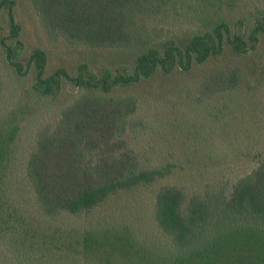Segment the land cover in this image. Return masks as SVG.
I'll return each mask as SVG.
<instances>
[{"label": "trees", "instance_id": "trees-1", "mask_svg": "<svg viewBox=\"0 0 264 264\" xmlns=\"http://www.w3.org/2000/svg\"><path fill=\"white\" fill-rule=\"evenodd\" d=\"M29 1L48 34L69 44L141 51L129 71L95 74L80 64L74 75L64 68L45 75L46 53L28 55L36 94L55 96L64 84L88 93L61 110L53 129L37 133L23 170L14 167L21 123L0 119V264H264V160L230 188L186 195L163 182L173 174L169 167L142 168L123 138L136 99L110 96L155 77L187 74L225 54H253L264 39V0L232 23L218 11L244 0ZM13 5L0 0L11 40L1 46L20 75L23 46ZM170 12L187 19L191 30L164 29L160 23ZM242 82L239 68L214 71L203 77L201 92L230 94ZM153 185L146 218L86 220L110 199Z\"/></svg>", "mask_w": 264, "mask_h": 264}, {"label": "rangeland", "instance_id": "rangeland-1", "mask_svg": "<svg viewBox=\"0 0 264 264\" xmlns=\"http://www.w3.org/2000/svg\"><path fill=\"white\" fill-rule=\"evenodd\" d=\"M8 1L14 3L13 15L20 27L17 40L23 51L17 60L23 69L18 75L5 60L1 41L10 44L11 40H6L10 28L7 11L2 9L0 119L10 118L21 123L15 142L14 167L19 171L23 170L35 147L37 133L53 129L61 110L88 93L64 84L55 96L36 94L33 91L34 76L26 67L32 50L41 49L46 53L45 75L57 68H64L74 75L80 64L95 74L104 68L122 73L132 69L141 50L94 49L69 44L61 37L48 34L29 0ZM259 1L244 0L234 7H222L218 12L227 15L232 23L238 17L248 15ZM185 22L187 19L180 21L170 12L160 25L170 31L190 28ZM150 24L148 22L147 26L151 27ZM235 67L243 73L239 90L213 97L202 95L204 76ZM128 95L136 99L137 110L128 121L123 138L137 153L142 168L169 167L173 174L163 182L180 187L186 195L230 188L237 178L247 174L259 160H264V39L251 55L239 58L225 54L187 74L155 77L137 87L114 90L110 96ZM156 189L157 185H153L114 197L92 211L86 220L95 223L99 218L111 219L119 214L130 215L128 213L146 218L149 201ZM144 225L151 227L148 221Z\"/></svg>", "mask_w": 264, "mask_h": 264}]
</instances>
